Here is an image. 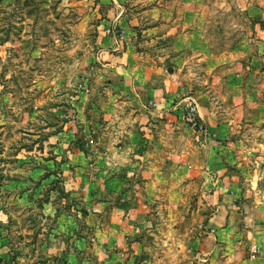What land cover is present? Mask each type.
Listing matches in <instances>:
<instances>
[{
    "label": "rangeland",
    "instance_id": "obj_1",
    "mask_svg": "<svg viewBox=\"0 0 264 264\" xmlns=\"http://www.w3.org/2000/svg\"><path fill=\"white\" fill-rule=\"evenodd\" d=\"M166 3L203 12L187 39L196 42L190 53L181 54L184 35L162 36L168 28L158 9ZM263 16L256 0H0V264H200L198 250L187 251L172 231H206L210 212L198 206L208 192L189 188L205 174L178 181L171 173H194L204 163L212 181L228 171L235 231L250 241L249 253L253 228H264ZM113 53L147 58L146 84L159 68L166 87L200 108L204 129L185 121L193 132L169 133L168 152L180 155L179 144L195 138L196 151H209L215 139L230 147L228 155L202 160L188 149L185 158L152 165L132 156L136 149L116 155L113 141L106 155V139L130 122L124 110L135 101L133 82L122 76L138 75L136 60L116 67ZM154 167L167 183L189 189L174 210L188 218L198 210L201 223L167 224L166 192L141 189L147 180L164 182ZM148 195L157 203L144 219L131 218L127 204ZM222 258L219 246L213 264Z\"/></svg>",
    "mask_w": 264,
    "mask_h": 264
},
{
    "label": "crops",
    "instance_id": "obj_2",
    "mask_svg": "<svg viewBox=\"0 0 264 264\" xmlns=\"http://www.w3.org/2000/svg\"><path fill=\"white\" fill-rule=\"evenodd\" d=\"M101 2H104V0H101ZM256 3L259 6H262V11L264 13V4L262 3V1L256 0ZM166 4L168 6L164 5L160 9H158V16H161V19L165 21L164 27L168 28L166 30V33L162 34V36H166L175 32H178L179 35H184L186 39H181L178 41L180 43V48L183 50V53L181 54H184V51L188 53L189 51L187 50V48H195L196 42H188L187 39H189L190 35L194 33L193 28L194 26L198 25L195 21L197 17L203 16V12H200V9H190L187 7L184 8L183 6H178L175 8L174 6H170L168 3ZM182 5H184V2H182ZM191 17H194V25L187 24V22L191 21ZM262 20H264V16L262 17ZM261 32L264 33V28L261 30ZM258 43L260 44L259 51L264 53V40L259 41ZM174 54L175 55H173V58L178 60L180 54H177L176 52H174ZM110 55L112 56V58H114L113 60L112 58H110V60H112L113 62L112 65L116 67H119V65L121 64H123V66L125 67L130 59L132 61L133 59L136 60L135 72H138V75L132 77V75L124 74L122 76L123 80H129L128 83H126L127 86L132 85L129 83L130 81L133 82L132 90L134 92L131 94L135 101L131 103V107L126 106V110H124L125 114L127 113L126 117H129L131 119L130 122L128 123V121H126L127 124L125 123V125L124 123H122L121 125L117 124L114 127V131L115 133H117L115 138H112L113 136L110 135V138H108V140L106 139V148L110 145V149L105 152L106 155H111L112 146L110 142L112 141L116 143V145H118L117 148H114L116 151V155L120 154V156H123V153H125L126 150H130L129 148H132L133 150L136 149V154L132 153V156H136L141 161H146L150 164L154 163L153 161L158 159H174L175 157H178L180 159L185 158L186 154L188 153V149H191L189 150L191 151V153H197V151H199L201 154L206 155V157H202V160L207 159V157L211 159H224L223 157L228 155V153L231 151L230 147L227 145L222 146L221 142H218L213 138V140H211L210 142H214L215 147L209 148V151L206 147H204L205 145L198 146V150L196 151V148L192 146L195 144L194 140L196 141V139L194 138L190 142L186 141L187 143L185 142L184 144H179L181 146V148L178 149L180 155H177L176 151L168 152L169 149L174 150L173 147L168 148V145H170V137L168 136L169 133L173 138H177L179 134L186 129L193 132L192 127L185 123L183 115L186 106L191 101L195 100L190 95H181V93L177 89L172 90L166 87V81H163V77L162 80L160 79L161 73L159 68L156 67H154L153 71L150 72V85L149 82L146 84V79L144 77V64H146L145 62L147 61V58H143L142 55H140L139 57L137 56V54L134 55L129 53H123V55L120 54L118 56L114 53ZM124 67H122V69H124ZM123 72L124 70H122L121 73ZM154 82H159V84L156 85L154 84ZM135 88L140 89L136 90ZM248 100H252V97L248 96ZM247 110L248 109H245V111ZM198 115H200L199 117L203 119L199 107ZM124 132H126L128 136L123 137L122 134H124ZM166 153L170 155L167 156L168 154ZM205 166L206 163L202 164L201 169L195 171L194 173L189 169H186V171H184V169H181V167H179L174 170V173H171V175L179 181L183 179L184 176L194 178L196 172H198V174H202L198 176H203V174H205V182L208 181L210 185H206L204 180L201 183L200 181L202 179H200L199 181V179L196 178L195 181L192 182L193 186L189 188L191 192H208L206 193L208 199L204 202L200 201L198 206V209L201 210L200 212H204L207 210H209L210 212L209 216L203 221V228L206 231H204L203 233L198 231V233L187 235L185 232H183L184 228H176L175 230L173 229L172 233L177 232L176 236L178 235L180 240H185L186 246H189V248H187V251L197 249L198 252H196V255L205 257L199 258V260H202L203 262L200 263L199 261L198 263L200 264H213V255L214 252L218 253L219 246L221 248V256L223 257L222 264H264V228L257 225L255 226V228H253L254 232L250 234L252 244H258L259 247L258 257L250 261L251 259L249 260L247 257H245L248 256V252L245 249H248L250 241L239 240L240 235L235 231L234 201L236 198V190L233 188V185L229 184L226 180L227 178L229 179V173L228 171H223V175L221 178L222 180H220L218 176L214 175V177L216 176V180L212 181L211 175L207 173L206 170H204ZM153 172H155L154 178L157 177L159 173H162L160 171V168L158 167H154ZM119 173L120 175H124V169L120 170ZM162 177V181H164L165 177L163 173ZM209 179L211 180V182ZM141 189H143L147 193H150L152 191L166 192V202L164 204V207L169 210L168 213L170 215V219L168 220L167 224L170 225L178 223L181 225L182 222H184V224L187 225L188 223L191 224L195 221L197 222V224L201 223L202 217L197 212L198 210H196V213L193 214L191 218L185 217L184 212L179 211V209L178 211L174 210V207L181 206L182 202L180 201H183L182 197H184L185 194H189V192H187V190H189L187 187L186 189L184 186H181L180 188L177 186V184H170L166 181H164L163 183H157L156 180L153 179L152 181H144ZM148 196L146 197V201H144L143 199H136L135 202H130V204H127L128 208L130 209L129 212L131 214V218L137 219L138 221L144 219V212H147L150 207H153L155 203H157L154 199H152L153 197ZM179 202L180 204L177 205ZM166 222L167 219L165 223ZM189 241L192 242L189 243Z\"/></svg>",
    "mask_w": 264,
    "mask_h": 264
},
{
    "label": "built area",
    "instance_id": "obj_3",
    "mask_svg": "<svg viewBox=\"0 0 264 264\" xmlns=\"http://www.w3.org/2000/svg\"><path fill=\"white\" fill-rule=\"evenodd\" d=\"M183 118L187 121L194 129L198 132L204 129L203 123L198 115V108L195 101H191L185 108ZM259 249L257 245H252L249 249L248 256L251 260H254L258 257Z\"/></svg>",
    "mask_w": 264,
    "mask_h": 264
}]
</instances>
